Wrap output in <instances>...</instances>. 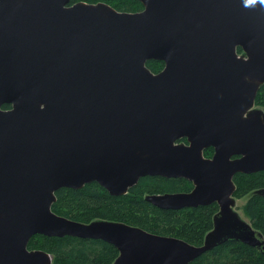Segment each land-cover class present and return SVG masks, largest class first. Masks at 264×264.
I'll return each mask as SVG.
<instances>
[{
	"label": "water",
	"instance_id": "1",
	"mask_svg": "<svg viewBox=\"0 0 264 264\" xmlns=\"http://www.w3.org/2000/svg\"><path fill=\"white\" fill-rule=\"evenodd\" d=\"M71 1L0 0V264H51L28 249L38 235L105 241L114 264H189L230 241L264 255L234 210V177L264 171V0ZM145 177L194 185L147 195L157 208L218 204L201 245L52 210L61 189L124 196Z\"/></svg>",
	"mask_w": 264,
	"mask_h": 264
},
{
	"label": "trees",
	"instance_id": "2",
	"mask_svg": "<svg viewBox=\"0 0 264 264\" xmlns=\"http://www.w3.org/2000/svg\"><path fill=\"white\" fill-rule=\"evenodd\" d=\"M77 3H104L118 12L137 13L143 10L138 0H72ZM238 52L243 53L239 48ZM163 62L149 61L147 67L157 73ZM256 107L264 109V85L260 88ZM11 106H4L9 109ZM182 142H187L183 139ZM214 154L212 148L205 150L206 158ZM234 198L247 197L243 207L245 217L264 240V197L256 192L264 189V171L253 174H237L234 177ZM193 184L184 179L145 177L124 196H113L98 183L81 189H61L56 193L52 210L59 216L90 223L95 220L120 222L139 227L147 232L175 237L193 245H201L214 227V218L219 213L218 204L163 210L145 200L147 195L163 193H189ZM29 250H43L52 257L51 264H114L119 257L118 249L101 240H85L74 237L35 236ZM189 264H264L262 252L241 242L230 241L203 254Z\"/></svg>",
	"mask_w": 264,
	"mask_h": 264
},
{
	"label": "rangeland",
	"instance_id": "3",
	"mask_svg": "<svg viewBox=\"0 0 264 264\" xmlns=\"http://www.w3.org/2000/svg\"><path fill=\"white\" fill-rule=\"evenodd\" d=\"M144 8V7H143ZM155 62H157V61H155ZM163 66L161 65V68H162ZM160 70V69H159ZM259 108V107H258ZM260 109H262V108H260ZM262 110H264V109H262ZM247 197H244V198H241V199H236L235 198V200H236V204H235V207H234V210L240 215V217L243 219V220H245V221H248V219L245 217V214H244V211H243V207H244V205L246 204V202H247Z\"/></svg>",
	"mask_w": 264,
	"mask_h": 264
},
{
	"label": "flooded vegetation",
	"instance_id": "4",
	"mask_svg": "<svg viewBox=\"0 0 264 264\" xmlns=\"http://www.w3.org/2000/svg\"><path fill=\"white\" fill-rule=\"evenodd\" d=\"M163 68H164V63H163V67L157 73L161 72L163 70ZM157 73H155V74H157Z\"/></svg>",
	"mask_w": 264,
	"mask_h": 264
},
{
	"label": "bare ground",
	"instance_id": "5",
	"mask_svg": "<svg viewBox=\"0 0 264 264\" xmlns=\"http://www.w3.org/2000/svg\"><path fill=\"white\" fill-rule=\"evenodd\" d=\"M199 246V245H198Z\"/></svg>",
	"mask_w": 264,
	"mask_h": 264
}]
</instances>
